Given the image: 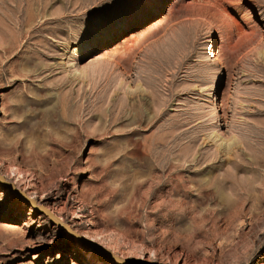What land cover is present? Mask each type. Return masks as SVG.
Listing matches in <instances>:
<instances>
[{
	"label": "rangeland",
	"instance_id": "1",
	"mask_svg": "<svg viewBox=\"0 0 264 264\" xmlns=\"http://www.w3.org/2000/svg\"><path fill=\"white\" fill-rule=\"evenodd\" d=\"M0 174V264H264V0H0Z\"/></svg>",
	"mask_w": 264,
	"mask_h": 264
},
{
	"label": "water",
	"instance_id": "2",
	"mask_svg": "<svg viewBox=\"0 0 264 264\" xmlns=\"http://www.w3.org/2000/svg\"><path fill=\"white\" fill-rule=\"evenodd\" d=\"M0 182L2 185H8L9 189H12L15 194L17 196H20V198L22 199V201L28 203L29 205L32 203L31 202V198L29 196H27L25 193H23L20 189H18L15 184L9 180H7L2 174H0ZM4 185V186H5ZM33 209H36L38 211H41L42 213H44L45 215H48L50 217V220L55 223L56 225H60L61 227H63V229H65V226H67V224L65 223H62L60 220H59V217L56 216L54 213H52L50 211V209L46 208L45 206H41V205H38L36 203H33V206H32ZM71 232L73 234L74 233V230L73 229H70ZM79 239H81L82 241H85L87 242L89 245L93 246L94 248L100 250V251H103L102 248L100 246H98L97 244H95L94 242H91V241H88V239L84 238V237H78ZM104 252V251H103Z\"/></svg>",
	"mask_w": 264,
	"mask_h": 264
},
{
	"label": "bare ground",
	"instance_id": "3",
	"mask_svg": "<svg viewBox=\"0 0 264 264\" xmlns=\"http://www.w3.org/2000/svg\"><path fill=\"white\" fill-rule=\"evenodd\" d=\"M220 140V138H217V139H215V141L216 142H218ZM1 183V182H0ZM5 185V184H4ZM6 187H8V185H5ZM9 188V187H8ZM12 190V189H11ZM22 191V190H21ZM23 193H25L24 192V189H23V191H22ZM15 193V192H14ZM26 194V193H25ZM28 194V193H27ZM26 194V195H27ZM10 196H11V194H10ZM27 196H29L30 198H31V204L33 205V203H36L35 202V200H33V196L31 195V194H28ZM39 202V201H38ZM40 203V202H39ZM38 204V203H37ZM48 216V215H47ZM60 220V219H59ZM102 250L104 251V253H108L109 255L111 254V252L109 253L107 250H105V249H103L102 248ZM102 251V252H103ZM85 254H86V257H88V256H94L95 258H96V255H95V253H94V251H93V249H91V248H86L85 249ZM111 256H113V254L111 255ZM121 258H123L122 256H120ZM101 260H103V262H101ZM98 261H99V264H118V262L117 261H115L114 259H110V258H108L107 256H103V257H101V256H99L98 257Z\"/></svg>",
	"mask_w": 264,
	"mask_h": 264
}]
</instances>
